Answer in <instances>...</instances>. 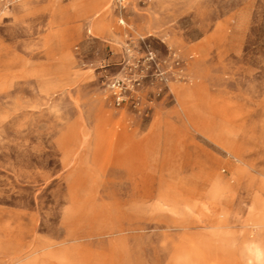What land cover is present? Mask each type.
I'll return each mask as SVG.
<instances>
[{
  "label": "rangeland",
  "instance_id": "rangeland-1",
  "mask_svg": "<svg viewBox=\"0 0 264 264\" xmlns=\"http://www.w3.org/2000/svg\"><path fill=\"white\" fill-rule=\"evenodd\" d=\"M119 6L0 0V264H264V0ZM129 38L183 59L148 117Z\"/></svg>",
  "mask_w": 264,
  "mask_h": 264
},
{
  "label": "built area",
  "instance_id": "built-area-1",
  "mask_svg": "<svg viewBox=\"0 0 264 264\" xmlns=\"http://www.w3.org/2000/svg\"><path fill=\"white\" fill-rule=\"evenodd\" d=\"M119 4L125 8V0H119ZM120 22L126 24L124 18ZM124 51L120 73L107 84L111 100L117 108L148 117L155 102L169 90V82L183 77V59L175 54L171 62L161 61L152 49H142L132 38L127 40ZM150 85L153 90H149Z\"/></svg>",
  "mask_w": 264,
  "mask_h": 264
},
{
  "label": "bare ground",
  "instance_id": "bare-ground-1",
  "mask_svg": "<svg viewBox=\"0 0 264 264\" xmlns=\"http://www.w3.org/2000/svg\"><path fill=\"white\" fill-rule=\"evenodd\" d=\"M218 190L217 188L213 190V194H211L212 196L211 198H215L217 196ZM255 226L257 228L256 230L257 234L255 237L253 236V240H251V243L248 244V250L254 255L255 259L259 263H264V238L262 240V238L259 236V233L264 231V221L261 222L260 220V222L255 223Z\"/></svg>",
  "mask_w": 264,
  "mask_h": 264
},
{
  "label": "crops",
  "instance_id": "crops-1",
  "mask_svg": "<svg viewBox=\"0 0 264 264\" xmlns=\"http://www.w3.org/2000/svg\"><path fill=\"white\" fill-rule=\"evenodd\" d=\"M196 205H197V204H195V205H192V206H194V207H195ZM252 237H253V236H252ZM246 247H247V249H248V244L246 245Z\"/></svg>",
  "mask_w": 264,
  "mask_h": 264
}]
</instances>
